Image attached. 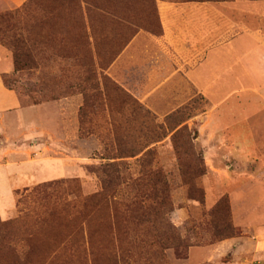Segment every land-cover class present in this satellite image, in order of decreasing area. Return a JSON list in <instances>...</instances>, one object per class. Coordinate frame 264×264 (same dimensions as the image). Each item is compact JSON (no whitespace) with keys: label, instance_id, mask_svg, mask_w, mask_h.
I'll return each instance as SVG.
<instances>
[{"label":"rangeland","instance_id":"374dc122","mask_svg":"<svg viewBox=\"0 0 264 264\" xmlns=\"http://www.w3.org/2000/svg\"><path fill=\"white\" fill-rule=\"evenodd\" d=\"M3 1L0 30L24 28L35 40L38 65L8 75L10 86L22 107L42 105L35 120L39 127L49 124L53 135L30 132L25 136L39 139H16L11 125L0 132V173L13 181L3 197L7 219L0 214V264H263L249 240H255V228L264 230V155L258 148L264 105L250 92L232 93L251 83L206 77L212 79L210 102L219 103L213 115L229 133L225 140L209 139L210 131L202 129L213 116L209 101L183 76L168 77L174 66L151 40L160 33L157 0H27L17 9ZM182 128L196 133L192 146L200 164L185 156ZM233 138L252 156L242 155ZM115 139L124 140L126 154L142 151L113 159L123 147ZM147 152L152 154L140 161ZM62 154L75 159L76 177L47 161ZM113 163L118 174L106 167ZM149 168L160 169L168 181L166 219L185 241L184 259L157 243L144 220ZM198 170L203 175L192 181ZM193 184L202 203L199 192H190ZM222 198L234 235L217 239L208 213ZM233 239L240 245H221Z\"/></svg>","mask_w":264,"mask_h":264},{"label":"crops","instance_id":"0c3cea01","mask_svg":"<svg viewBox=\"0 0 264 264\" xmlns=\"http://www.w3.org/2000/svg\"><path fill=\"white\" fill-rule=\"evenodd\" d=\"M26 2L27 0H4L2 6L17 9ZM156 13L160 33L151 35V40L174 66L168 77L180 75L186 78L196 92L209 101L212 115L216 114L219 103L212 105L207 94L211 87V78L223 84L232 82L231 79L225 78L235 76L246 78L251 83L247 86L251 88L232 90V93L250 92L262 99L264 105V98L259 95L264 93V0H157ZM12 71V58L9 52L0 46V132L5 133L6 126L11 125L12 130L18 133L16 139L28 140V137L29 140L39 139L33 135V138L25 136L30 132L33 134L40 132L37 136H49L52 134L49 129L46 130L49 124L45 126L43 123L42 127H39L40 121L35 120L37 112L34 111L42 105L22 107L16 93L4 87L2 76L9 75ZM213 116L206 121L202 129L210 131L212 137L210 135L209 139L214 135L219 141L228 139L229 133L226 135L228 129L221 128V123L215 119L217 116ZM230 140L242 152L239 153L250 155L245 153L242 140L238 138ZM258 148L264 155V141ZM207 153L211 155L210 150ZM72 160L68 161L64 154L59 158L47 159L48 162H54L61 169L67 170L72 174L70 176L76 177V163L75 159ZM4 174L0 173L3 178L0 180V214L4 216L3 219H7L9 208L7 210L3 197H6L8 190L10 192L13 181ZM61 178L66 177L58 179ZM226 179L230 180V177L226 175L223 180L229 181ZM238 187L242 189V185ZM2 190H6L5 196ZM254 231L255 240L249 241L264 264V230L255 228ZM221 245L237 246L240 245V240L233 239Z\"/></svg>","mask_w":264,"mask_h":264},{"label":"trees","instance_id":"16d2710c","mask_svg":"<svg viewBox=\"0 0 264 264\" xmlns=\"http://www.w3.org/2000/svg\"><path fill=\"white\" fill-rule=\"evenodd\" d=\"M198 1H206V0H198ZM223 1V0H222ZM225 1V0H224ZM22 10L25 8H21ZM18 11L14 12V16H18ZM17 28V29H16ZM17 30V31H16ZM33 41L35 40H29L27 37V34L24 30V28H19L16 26H7L5 30H0V44L5 47H7L12 54V61H13V71L9 74V76H14L15 74H18L19 72H23L25 70H30L38 67L37 63L34 61L31 48L33 46ZM8 75L2 76V83L4 87L8 90L13 91V89L10 86L9 83V77ZM103 80H107L108 78L104 77ZM110 82V80H109ZM112 83V82H111ZM116 83V84H115ZM116 89L122 88L126 91V89L120 84H117L116 81L112 83ZM105 88V86H103ZM125 97L130 99V96L125 94ZM180 134H184L183 141L185 142V147L187 148L188 152L185 155L191 156L193 160L197 163H201L202 159L200 155H196V153L193 151L192 141L196 137V133H194L193 136L190 135L187 128H182L178 131ZM175 140V138L173 139ZM152 143H156L160 141V137H157L155 139L151 140ZM116 147L123 145V147H117V151H119V155L116 156L113 159H123L126 157L133 158L136 155H138L141 150L138 151H131L128 154L126 152L121 151V149H125L124 147V140H114ZM174 148L176 153H179L180 147L173 142ZM152 152H147L144 154V156L140 159V161H143L146 158V156L151 155ZM177 159H181V155H177ZM150 162V161H147ZM108 169H113L112 172L118 174L117 164H109L106 166ZM150 169V168H149ZM104 173V171L102 172ZM203 175L202 171L194 172L190 179L194 181L195 179H198ZM146 181L145 186L146 194L142 197V205L141 210L144 216V220L146 223L151 224L152 228L154 229L153 232H155L154 238L157 243H159L162 246L169 245L172 249L176 251V255H179L181 259H184V251L186 249L185 241L180 238L178 235V230L175 229L170 222L166 219V216L171 212L170 209V201H169V187H168V181L166 179V176L164 173L160 170H152L150 169L149 172L146 173ZM143 181V180H141ZM191 181V183H193ZM104 181H102V184ZM104 185V184H103ZM196 190L199 192V196L197 201L199 203L203 202V195L201 193L200 188L194 186L190 187V192ZM160 197L162 200L160 202H156V198ZM192 198V197H190ZM229 209H228V202L225 198H222L218 201V203L209 211L208 218L211 219V223L214 224V235L217 239L226 238V237H232L234 235V231L232 229V226L229 223ZM213 226V225H212ZM217 226H220L219 228L221 230H217ZM161 234V235H160ZM162 236V238H161Z\"/></svg>","mask_w":264,"mask_h":264}]
</instances>
